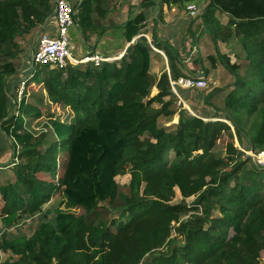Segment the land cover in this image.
<instances>
[{
	"label": "trees",
	"instance_id": "trees-1",
	"mask_svg": "<svg viewBox=\"0 0 264 264\" xmlns=\"http://www.w3.org/2000/svg\"><path fill=\"white\" fill-rule=\"evenodd\" d=\"M54 1L0 0V134L12 140L13 151L12 175L0 174V253L7 254L0 264H264V167L236 149V141L254 152L264 149V0H207L199 16L214 31L216 59L210 60L234 78L221 106L212 102L218 88L197 96L213 110L210 116L194 105L195 116L171 109L176 97L168 76L154 83L148 73L151 45L163 49L142 36L119 60L99 67H36L25 83L26 89L38 85L39 93L15 109L23 81L17 40L52 18ZM139 1L140 7L194 2ZM109 4L80 0L74 6L82 35L97 29L94 15L102 19ZM217 11L230 17L225 26ZM112 27L123 28L131 42L144 33L145 16ZM230 39L239 42L242 55L235 57L245 68L219 54L217 40ZM164 54L170 78L177 79L180 58L169 48ZM175 114L176 124H159ZM44 115L47 129L35 137ZM60 148L65 157L58 156ZM122 176H128L124 184ZM175 188L194 197L192 203H172ZM56 193L59 205L44 214ZM108 206L119 216L106 217ZM36 216L29 236L8 232Z\"/></svg>",
	"mask_w": 264,
	"mask_h": 264
},
{
	"label": "crops",
	"instance_id": "crops-1",
	"mask_svg": "<svg viewBox=\"0 0 264 264\" xmlns=\"http://www.w3.org/2000/svg\"><path fill=\"white\" fill-rule=\"evenodd\" d=\"M66 1L73 7L76 5V3H74L76 0ZM78 2H80V0H78ZM125 5L126 9L122 7L123 10L120 11L123 18H112V21L109 23L103 22V25H101V22L104 18L95 19L97 29L94 32H86L85 35L80 33L79 35L77 32L78 29H75L77 26L71 28L69 31L71 49L74 50L73 54L75 53L78 55L74 56L79 58L86 54L98 53L104 57L106 61H115L119 60L126 53L128 47L133 44L138 37L142 36L146 38L148 43H150L152 37H154L163 49H157L159 52L153 51L150 55L151 62L148 73L154 80V83L164 74L167 75L168 78L170 77L169 65L166 55L164 54V49L169 48L180 58V62H176L177 74L179 75L178 78L190 76L203 79L208 83L205 89H179L178 93L180 100L176 98L175 108H184L195 116L194 109L191 107V105H194L198 108V112L201 113L200 115H212L213 110L209 106L204 105L201 98L197 97V100H194L193 98L195 97L193 96V93H197L199 96L201 93L198 91L200 90L209 89L205 92V94H207L212 89L218 88L220 89V92L217 93V96L214 97L212 102L215 103V101L218 100L219 103L215 104L221 106L225 96L233 89L232 84L234 83V78L227 72L219 60H216L215 64L210 60V57L216 59V47L212 39L214 31L211 27L206 25L201 17L195 19L190 18L185 9L187 4L184 6H172L166 4L158 6L157 4H154L140 7L139 0H131ZM206 5L207 0H202L200 14H198L199 16L201 15V12L203 13L202 10L205 9ZM110 11L111 10L109 9V13ZM140 12H143L145 16L144 33L134 37L131 42H127L124 38V29L112 27V25L122 26L127 20L134 18ZM214 17L222 26H225L230 20V17L227 14L218 11L214 13ZM99 26L100 28L102 27L105 29L101 34H99ZM37 32L39 33L38 36L43 33L54 35V19L49 18V20L37 30ZM226 33L228 34V31ZM230 40H225L223 42L217 40V49L222 56L228 54L229 51L226 49L228 47L225 48L224 46L229 45ZM35 42L33 50L35 48ZM20 48L21 47H19V49ZM230 49V63L237 65L238 60L235 59L233 55H239V53L232 48ZM31 53L29 55V63ZM234 61L236 64L233 63ZM240 61L241 60L239 59V62ZM151 93H156L155 86L152 87ZM173 119L174 122L176 121L177 123V114L173 116ZM204 120L217 121L221 119L207 118Z\"/></svg>",
	"mask_w": 264,
	"mask_h": 264
},
{
	"label": "built area",
	"instance_id": "built-area-1",
	"mask_svg": "<svg viewBox=\"0 0 264 264\" xmlns=\"http://www.w3.org/2000/svg\"><path fill=\"white\" fill-rule=\"evenodd\" d=\"M188 16L192 19L198 18L200 14L199 8L194 3H189L185 7ZM76 11L74 7L66 0H55L53 3L52 18L55 21V34L47 35L40 34L35 42V48L30 56V70L36 67L48 66L52 69L63 70L69 66L91 64L94 67H99L106 61L104 57L98 53L86 54L82 57H75L70 44L68 32L71 28L77 26L75 20ZM153 51L159 52L156 48L151 46ZM26 69L25 71H27ZM24 71V72H25ZM30 72V74H31ZM208 83L200 78L195 77H179L171 79L169 77L170 92L178 99L179 89L193 90L205 89ZM26 89L25 79L20 83L18 89L15 91L13 105L15 109L20 107L23 95ZM193 115L192 113H190ZM236 149L239 150L244 158H250L259 167H264V149L254 152L252 150L244 149L236 142ZM174 223H172L173 225Z\"/></svg>",
	"mask_w": 264,
	"mask_h": 264
},
{
	"label": "rangeland",
	"instance_id": "rangeland-1",
	"mask_svg": "<svg viewBox=\"0 0 264 264\" xmlns=\"http://www.w3.org/2000/svg\"><path fill=\"white\" fill-rule=\"evenodd\" d=\"M110 1V4H109V7H110V13L108 11V15L106 14L102 19V22H101V25H103V22H106V23H109L110 21H112V18H123L122 17V13H120L121 10L126 9V1L124 0H109ZM76 5L79 3L78 0H76ZM194 3L195 5H197V7L199 8V12H200V7H201V4H202V0H194ZM188 5V4H187ZM76 7V6H75ZM123 7V8H122ZM203 11V10H202ZM78 12H81V7H79L78 9ZM202 13V12H201ZM96 15V14H95ZM94 17L96 19H100L98 17V15H96ZM106 17V18H105ZM100 28V26L98 27ZM76 30L78 29V27L75 28ZM77 32L79 33L80 35V32L79 30H77ZM38 32L37 30H34L31 32V34L23 37L22 39H18V45L20 48V52L17 56V60H15V63H17V68H18V75H19V78L21 80H24L26 75H30V72L31 70L29 69L30 68V63H29V55L31 53V51L33 50V46H34V42L36 41V38L38 36ZM68 35L70 36L69 32H68ZM229 52L228 54H225L224 56H226L227 59H230L229 56H230V51L232 48L233 50L237 51L239 53V56L242 55V48L239 44V42H235L234 39L230 40V44L227 45V46H224ZM74 50H72L73 52ZM219 51V50H218ZM220 54V52H219ZM75 56H78L77 54L74 53ZM233 57H235V55H233ZM235 59H237L235 57ZM241 61L237 62V65H241L242 67L245 68V63L242 62V59H240ZM231 62V61H230ZM235 63V61L233 62ZM236 64V63H235ZM23 67V68H22ZM243 68V69H244ZM26 69H28L27 71H25ZM49 69H52V68H49ZM242 69V70H243ZM25 71V72H24ZM27 85V84H26ZM38 86V85H37ZM37 86H35V88L33 87H30V89H25V92H24V95H23V99H24V103H26V101L28 103H30V95H38L39 93V86L37 88ZM27 87V86H26ZM29 87V86H28ZM209 90V89H206V90H200L198 92L202 93V95H206L205 92ZM15 95V93H14ZM41 96V94H39ZM193 96L195 98H193L194 100H197V96L198 94L197 93H193ZM201 98V97H200ZM201 100H203L201 98ZM215 103H219L218 100L215 101ZM21 107V106H20ZM173 108V110L177 111V109L175 108V106L173 105L171 107V109ZM43 111V114H44V110ZM73 112V111H72ZM67 113H71L70 111H67ZM74 114V113H73ZM20 115V114H19ZM26 120L28 119V117L22 115ZM60 117L61 119H64L63 116H58ZM47 122H48V118L44 116H42L39 120L36 121V124L34 126V134L33 136L35 137H39L41 134H43L45 132V130L47 129L46 128V125H47ZM176 121L174 122V119L173 117L167 119V118H160L159 119V124L160 125H171V124H175ZM235 141V140H234ZM12 140L5 137L4 135L0 134V145H1V150H0V165L3 166V167H6L5 170H3V168H0V174L2 175V178H8L9 175L11 176L12 173L10 172V168H9V163L12 162V158H13V155H12ZM245 148V147H244ZM19 149V147L17 148V150ZM44 146H42L41 150H44ZM221 147L217 146L214 148V152L218 153L221 151ZM58 156L59 157H65L66 155V151L63 150L62 148L58 149V152H57ZM166 158L169 156L171 158V153H168L167 155H164ZM42 178H48L47 176L45 175H42L41 176ZM119 183L120 184H124L128 181V176H122L118 179ZM175 193H176V196H175V200L172 201V203H178L180 201H184L186 204H190L192 203V201L194 200V197H189V196H185L183 195L182 193L179 192V190L177 188H175ZM59 194L60 193H56L53 197H52V200H51V203L47 204V205H44L43 208H42V211L44 212V214L48 213V212H51V210H53V208H55V206L59 205V201L61 200L60 197H59ZM61 209H63L64 211H66L67 213H72L76 216H79L81 214H83V212L79 209H65L64 207H61ZM107 210H109L108 214L106 217H118L119 216V212H117V208L116 207H111V206H108ZM42 212V213H43ZM41 213V215H42ZM216 214V213H215ZM37 216L36 217H30L28 220H26L24 222V224H20L19 225V230H15L14 227H12L8 232H11V233H20L22 235H26V236H29L33 231L34 229L36 228L37 226ZM186 217H183V219H185ZM173 234V232H172ZM174 236V235H173ZM172 236V237H173ZM7 258V254H4V253H0V261H3ZM264 259V254L261 255L260 257V261H262Z\"/></svg>",
	"mask_w": 264,
	"mask_h": 264
}]
</instances>
